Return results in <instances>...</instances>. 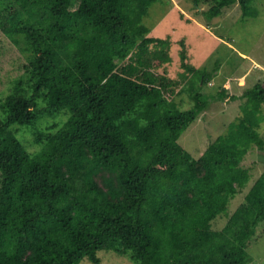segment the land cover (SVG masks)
<instances>
[{"label":"trees","instance_id":"obj_1","mask_svg":"<svg viewBox=\"0 0 264 264\" xmlns=\"http://www.w3.org/2000/svg\"><path fill=\"white\" fill-rule=\"evenodd\" d=\"M157 1L2 0L0 28L29 54L0 99V264H103L98 251L259 264L247 249L264 232V169L230 207L252 177L247 152L264 157V82L229 96L245 98L241 115L194 158L178 138L206 108L211 74L184 40L183 71L168 74L172 40L143 21ZM199 1L207 21L235 4L243 19L259 13L257 0ZM184 92L191 108L179 107Z\"/></svg>","mask_w":264,"mask_h":264},{"label":"rangeland","instance_id":"obj_2","mask_svg":"<svg viewBox=\"0 0 264 264\" xmlns=\"http://www.w3.org/2000/svg\"><path fill=\"white\" fill-rule=\"evenodd\" d=\"M2 0H0L1 5ZM258 15L242 18L238 4L224 9L220 16L207 21L202 11L210 6L208 2L192 0H159L153 3L143 21L150 29L149 35L170 37L171 61L164 68L172 77L177 78L183 69L180 66V40L187 48V60L198 68H205L210 78L202 82L201 92L208 97L206 108L179 135L178 142L197 158L208 144L226 131L231 121L241 115V106L245 98L230 99V95L240 96L244 90L257 81L264 82V0H257ZM18 43L7 36L0 28V99L10 90L12 82L24 74L23 65L29 52L21 37ZM220 91L224 94L218 95ZM180 108H191L192 102L184 92L181 94ZM264 116V107H263ZM39 127L45 125L39 121ZM264 139V121L260 128ZM22 141L28 149L36 146L30 143L29 131L23 132ZM256 147L250 148L243 161L250 168L252 177L244 191L233 199L230 210L242 201L253 180L264 169V157ZM226 219L220 217L214 223L221 227ZM263 226H259L261 231ZM252 260L264 264V232L261 238L248 247ZM103 264H135L127 256L98 251ZM255 264V263H254Z\"/></svg>","mask_w":264,"mask_h":264}]
</instances>
